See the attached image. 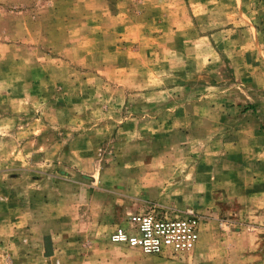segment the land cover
<instances>
[{"label": "rangeland", "instance_id": "rangeland-1", "mask_svg": "<svg viewBox=\"0 0 264 264\" xmlns=\"http://www.w3.org/2000/svg\"><path fill=\"white\" fill-rule=\"evenodd\" d=\"M0 264H264V0H0Z\"/></svg>", "mask_w": 264, "mask_h": 264}, {"label": "built area", "instance_id": "built-area-1", "mask_svg": "<svg viewBox=\"0 0 264 264\" xmlns=\"http://www.w3.org/2000/svg\"><path fill=\"white\" fill-rule=\"evenodd\" d=\"M202 221L193 210L175 215L153 208L129 214L114 227L109 241L148 255L190 253L200 242Z\"/></svg>", "mask_w": 264, "mask_h": 264}]
</instances>
